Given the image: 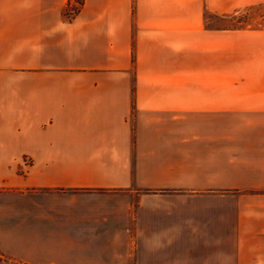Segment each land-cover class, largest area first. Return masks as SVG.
<instances>
[{
  "label": "crops",
  "instance_id": "1",
  "mask_svg": "<svg viewBox=\"0 0 264 264\" xmlns=\"http://www.w3.org/2000/svg\"><path fill=\"white\" fill-rule=\"evenodd\" d=\"M81 1L0 0V246L264 264V0Z\"/></svg>",
  "mask_w": 264,
  "mask_h": 264
},
{
  "label": "rangeland",
  "instance_id": "2",
  "mask_svg": "<svg viewBox=\"0 0 264 264\" xmlns=\"http://www.w3.org/2000/svg\"><path fill=\"white\" fill-rule=\"evenodd\" d=\"M80 3L81 0H75V4H73V6L70 8L69 13L73 15V13L75 12L73 10L74 9L78 10L80 8ZM261 12H264V7L257 6V7H253L251 11H249L248 13L258 14ZM221 24L222 26H228V25L235 26L238 25L239 23L238 21H234L233 19L225 18L222 19ZM252 24L257 25L259 24V22L252 21ZM10 262L20 264V262L16 261L11 254L7 253L4 250V248L0 246V264H8Z\"/></svg>",
  "mask_w": 264,
  "mask_h": 264
},
{
  "label": "trees",
  "instance_id": "3",
  "mask_svg": "<svg viewBox=\"0 0 264 264\" xmlns=\"http://www.w3.org/2000/svg\"><path fill=\"white\" fill-rule=\"evenodd\" d=\"M81 3H82V1H81ZM72 6H73V5H69L68 8L66 9L65 14H66L68 17H69V16H72V14L69 13L70 8H71ZM73 11H75V12L73 13V14H75V13H77V12L79 11V9H78V10L74 9Z\"/></svg>",
  "mask_w": 264,
  "mask_h": 264
}]
</instances>
